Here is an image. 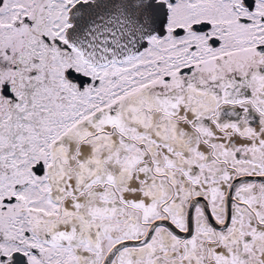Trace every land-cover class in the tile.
Wrapping results in <instances>:
<instances>
[{
	"label": "snow or ice",
	"instance_id": "1",
	"mask_svg": "<svg viewBox=\"0 0 264 264\" xmlns=\"http://www.w3.org/2000/svg\"><path fill=\"white\" fill-rule=\"evenodd\" d=\"M0 264H264V0H0Z\"/></svg>",
	"mask_w": 264,
	"mask_h": 264
}]
</instances>
